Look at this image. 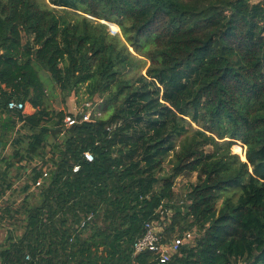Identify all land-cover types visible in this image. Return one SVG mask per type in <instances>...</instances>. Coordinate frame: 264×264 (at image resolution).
Returning a JSON list of instances; mask_svg holds the SVG:
<instances>
[{"label": "trees", "instance_id": "16d2710c", "mask_svg": "<svg viewBox=\"0 0 264 264\" xmlns=\"http://www.w3.org/2000/svg\"><path fill=\"white\" fill-rule=\"evenodd\" d=\"M69 2L0 0L8 168L32 166L1 263L157 264L133 245L165 217L197 230L167 264H264V0ZM81 94L106 116L66 128L52 104Z\"/></svg>", "mask_w": 264, "mask_h": 264}, {"label": "built area", "instance_id": "2783aa9c", "mask_svg": "<svg viewBox=\"0 0 264 264\" xmlns=\"http://www.w3.org/2000/svg\"><path fill=\"white\" fill-rule=\"evenodd\" d=\"M8 109L10 111L24 112L26 109V102L11 100L8 103ZM96 105L90 101H86L82 104L81 108H75L70 114L66 115L64 124L66 128L75 126L76 124L90 122L95 118ZM85 158L88 161H93L94 157L91 152L85 153ZM37 165H40L38 163ZM80 170V166H75L73 171L76 173ZM49 176L48 169L43 170V177L33 185V189L36 190L41 187L44 180ZM184 202L180 201L182 205ZM93 218V215L88 217V221ZM162 221V219H161ZM160 220L149 221L144 226V232L134 243V256L140 254H151L153 262L157 264H167L171 259L180 252V249L184 245H194L195 235L191 231H185L180 235H175L172 239H168L163 235V224ZM85 225L83 222L82 226ZM30 257H27L29 260Z\"/></svg>", "mask_w": 264, "mask_h": 264}, {"label": "crops", "instance_id": "0c3cea01", "mask_svg": "<svg viewBox=\"0 0 264 264\" xmlns=\"http://www.w3.org/2000/svg\"><path fill=\"white\" fill-rule=\"evenodd\" d=\"M260 1L261 0H254V2ZM74 109L75 108H73V110ZM35 112L36 110L33 108V106L26 102V109L23 113L26 115H32ZM6 118L7 114L0 112V251L3 247H6L7 239L10 238V235H13L14 237V232L10 231L12 226L11 224H13V222L11 220L4 219L2 215V213H4V208H6V206L10 204L6 203L5 201L8 200L10 202V200L14 198L16 200L17 198H19L17 197L20 192L19 188L17 187V180L26 178L28 176V172L30 171L29 169H22L25 163L21 164V166H19L18 168L17 166H14L11 169L8 168L9 162L15 163V161L11 158L14 154L15 148L13 146V141L16 138V134H14L15 132L12 133L8 130L9 124L7 123ZM21 125L22 123L18 121L17 130L20 128ZM22 134H25V132H22ZM1 179H3V182L1 181ZM6 180L8 181L7 184L12 183V187L9 189L5 184ZM13 207H15L14 204ZM0 264H2L1 260Z\"/></svg>", "mask_w": 264, "mask_h": 264}, {"label": "rangeland", "instance_id": "374dc122", "mask_svg": "<svg viewBox=\"0 0 264 264\" xmlns=\"http://www.w3.org/2000/svg\"><path fill=\"white\" fill-rule=\"evenodd\" d=\"M49 2L52 3L51 5L54 6V7H56V8H69V9H72V10L74 9L73 4L70 3L69 0H49ZM110 26H115V25H110ZM110 31L113 34L117 33V31L116 30H113L112 28H110ZM118 32H120V29H119ZM85 101H87V95H83V94H81V96H79L78 100H76L74 97H70V98H67L66 101H63V98L59 95V97H57V99H55V102L52 104V106H53V109H55V110H64L68 114V113H71L73 111V108H77V109L81 108L82 104ZM98 105L100 107V103ZM102 108H104V107H102ZM101 109L100 110L99 109L98 110L96 109V113H97L95 115L96 118H99L101 115H103V117L106 116V114L104 113V111H101ZM169 160L170 159H168L167 160L168 162H166L164 164V167H165V169L167 171L171 169V165L169 163ZM31 168H32V166L28 167V169L30 171H31ZM30 171L27 174L28 176L30 174ZM28 176L26 178H24V179L17 180V187L19 188V190H20V188H23V186H25V183L27 181ZM196 180H197L196 175H193L191 177H187V178H185V180L178 179L177 180V184L175 186L176 193H178V195L181 196V193H183L185 191L184 186L186 185V182H188V184L189 183H195ZM31 191H37V190H33L32 189ZM22 198H23V196L20 197V198H17V200L14 199V201H12V203L14 204V206L17 209H21L20 207L22 206V200H23ZM5 202L7 203L8 200L5 201ZM173 214L174 213H169V216H171ZM16 218H17L18 221H16L17 223H16L15 227H13V225L11 224L12 226H11L10 231L11 232H14V235L16 237H18L19 235H22V233H23L22 226L24 225V223H23V217L21 215L20 216H16ZM7 219L10 220L9 218H7ZM164 219H165V223H164L163 226H164V229H165V227H167L170 224V220L169 219H166L165 217H164ZM188 231H191V230H188ZM183 232L180 230V227L177 226V228L175 230L174 236L175 235H180ZM191 232H193L194 235H195V237H197V230L196 229H192Z\"/></svg>", "mask_w": 264, "mask_h": 264}]
</instances>
